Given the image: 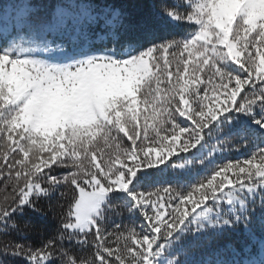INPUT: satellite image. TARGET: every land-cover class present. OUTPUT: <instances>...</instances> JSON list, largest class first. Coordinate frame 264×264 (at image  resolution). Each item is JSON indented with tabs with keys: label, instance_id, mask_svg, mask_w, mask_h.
Returning <instances> with one entry per match:
<instances>
[{
	"label": "snow or ice",
	"instance_id": "obj_1",
	"mask_svg": "<svg viewBox=\"0 0 264 264\" xmlns=\"http://www.w3.org/2000/svg\"><path fill=\"white\" fill-rule=\"evenodd\" d=\"M81 14L106 31L71 47L35 26L0 40V234L19 231L13 217L26 211L58 217L41 247L9 241L0 255L245 264L189 257L226 230L255 240L254 218L264 232V0H133ZM233 141L250 154L217 163Z\"/></svg>",
	"mask_w": 264,
	"mask_h": 264
},
{
	"label": "trees",
	"instance_id": "obj_2",
	"mask_svg": "<svg viewBox=\"0 0 264 264\" xmlns=\"http://www.w3.org/2000/svg\"><path fill=\"white\" fill-rule=\"evenodd\" d=\"M23 0H0V31L4 28L7 29L4 36H12L34 30L33 26L42 30L47 34L46 38L50 40V32L52 30L55 16V7L57 5H63L64 0H30L29 5L31 11L27 17L23 20L24 24L21 29H15L14 20L16 13L18 12L19 5ZM78 5H86L99 8L103 5L114 6L117 8H125V5H129L133 0H75ZM142 3L156 4L166 3L168 0H140ZM126 11L129 9H125ZM9 22L13 23V26L9 28ZM183 26L177 29L176 34H183ZM135 37L134 32H129L126 36H122L121 39H132ZM4 38L0 39L3 40ZM98 44L95 47H101ZM250 154L244 147L237 144L235 141L230 145V151L225 153L223 157H217V163L223 162L227 159L235 160L241 155ZM183 155V154H182ZM211 167V165H209ZM199 179V177H196ZM2 186V181H0ZM72 192L69 190V199H71ZM67 200L64 201L65 205ZM63 209H56L59 213ZM13 219L19 226V231H9L8 234H0V248L9 241L15 243H21L25 245H31L33 248H39L43 242L55 234L57 219L53 218L52 213H48L44 219H39L35 214L25 212L23 216H14ZM25 223H29L34 227L25 228ZM123 223L128 224L131 221L127 218V214H124ZM138 223V221H137ZM256 239L249 241L243 235H238L232 231H225L220 235H212L206 239L197 243V246L191 250L190 259L211 258L213 260H225L231 261L233 259H244L245 264H264V247L259 243L260 238L264 237V232L261 229V223L258 219L254 218L251 225ZM65 247H68L65 242ZM75 251V249H72ZM90 251V250H89ZM233 251H236L238 255L234 256ZM77 256L81 253L77 252ZM87 255V251L84 253ZM6 259L8 264H26V261L22 258L3 257L0 255V260ZM53 264H61L59 259L53 261Z\"/></svg>",
	"mask_w": 264,
	"mask_h": 264
},
{
	"label": "rangeland",
	"instance_id": "obj_3",
	"mask_svg": "<svg viewBox=\"0 0 264 264\" xmlns=\"http://www.w3.org/2000/svg\"><path fill=\"white\" fill-rule=\"evenodd\" d=\"M69 9H72V7H70ZM64 10H62L56 16V18L54 20L55 29L58 32L56 31V32L52 33V37H51L52 41H54L56 43L61 42L66 47H71V41L75 40L76 37L77 36H80L82 33L83 34H86L89 37V39L96 40L98 34H100L101 31L103 30V28L101 27L100 24H97V25H94V26H89V24L85 22L84 17H81L79 20L76 19V21H78L79 27L74 32V34L72 35V34H70V31L73 30V27L72 26H68V25L67 26L66 25L64 26V24L66 22L65 16H63V12H65ZM80 12H82V5H78V8H76L74 10V14L75 15H79ZM8 26H9V28H11L13 26V23L12 22H9ZM73 26L75 27L76 25L73 24ZM61 27H62V29H66L68 27V29L66 31H63V30L60 29ZM63 36H65L66 38L63 37Z\"/></svg>",
	"mask_w": 264,
	"mask_h": 264
}]
</instances>
